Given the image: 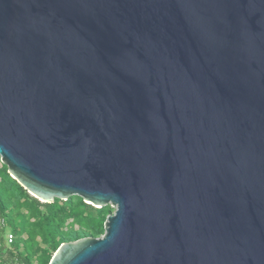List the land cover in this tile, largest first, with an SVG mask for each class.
I'll list each match as a JSON object with an SVG mask.
<instances>
[{
	"label": "water",
	"instance_id": "1",
	"mask_svg": "<svg viewBox=\"0 0 264 264\" xmlns=\"http://www.w3.org/2000/svg\"><path fill=\"white\" fill-rule=\"evenodd\" d=\"M0 157L114 208L49 264H264V0H0Z\"/></svg>",
	"mask_w": 264,
	"mask_h": 264
},
{
	"label": "trees",
	"instance_id": "2",
	"mask_svg": "<svg viewBox=\"0 0 264 264\" xmlns=\"http://www.w3.org/2000/svg\"><path fill=\"white\" fill-rule=\"evenodd\" d=\"M111 213L110 205L98 208L77 195L43 202L1 162L0 217L8 221L14 239L6 248L5 236L0 235V264H49L62 243L103 235Z\"/></svg>",
	"mask_w": 264,
	"mask_h": 264
},
{
	"label": "rangeland",
	"instance_id": "3",
	"mask_svg": "<svg viewBox=\"0 0 264 264\" xmlns=\"http://www.w3.org/2000/svg\"><path fill=\"white\" fill-rule=\"evenodd\" d=\"M1 159H0V163H1ZM6 166V165H5ZM8 169V167H7ZM31 194V193H30ZM113 211H114V208H113ZM3 218V217H2ZM4 219V218H3ZM4 222H5V225H4V229H0V235H4L5 236V241H6V248L11 244V239H10V234L13 233L12 232V229L8 223V221L6 219H4ZM100 237V236H98ZM55 252H53V256H54Z\"/></svg>",
	"mask_w": 264,
	"mask_h": 264
},
{
	"label": "built area",
	"instance_id": "4",
	"mask_svg": "<svg viewBox=\"0 0 264 264\" xmlns=\"http://www.w3.org/2000/svg\"><path fill=\"white\" fill-rule=\"evenodd\" d=\"M4 225H5L4 219L2 217H0V229H4L5 228ZM10 239H11V242H12V240L14 239V234L13 233L10 234Z\"/></svg>",
	"mask_w": 264,
	"mask_h": 264
}]
</instances>
